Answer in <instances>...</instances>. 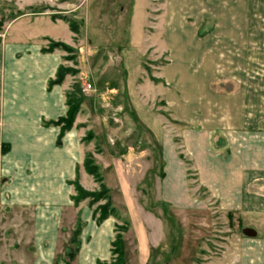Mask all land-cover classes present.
Listing matches in <instances>:
<instances>
[{"label":"crops","instance_id":"1","mask_svg":"<svg viewBox=\"0 0 264 264\" xmlns=\"http://www.w3.org/2000/svg\"><path fill=\"white\" fill-rule=\"evenodd\" d=\"M0 1L12 6L15 13L0 23L4 35L0 39V145L10 146L5 154L0 148V203L49 199L53 205L50 214H43L46 222L36 237L48 241V250H38L34 264L69 261L65 255L72 233L64 259L57 251L65 206L76 210L74 225L78 221L84 224L79 251L68 264H111L116 227L122 223L127 227L126 264H176L181 234L175 215L200 212L208 203L191 189L185 160L191 162L197 186L205 190L210 203L221 213L243 219L210 264H264V126L259 127L249 114L241 120L236 114L235 93H213L205 84L207 74L200 69L202 64L225 63L227 44H243L239 38L224 37V31L233 33L239 25L224 24L223 16L249 10L250 0H110L120 15H131L129 39L117 46L116 54L104 57L98 69L94 64L89 67L93 85L107 80L102 74L108 69L115 74L80 111L96 140L105 144L101 154H93L100 173L112 174L117 180L113 183L105 177L119 216L100 224L86 204L75 205L68 193V183L77 176L80 181L89 178L80 171L87 155L84 134L75 126L58 146L61 127L47 126L66 117L67 93L76 78L68 76L62 84L49 88L66 63L63 53L43 49L49 41L78 52L82 47L97 48L94 36L87 31L80 37L65 18L102 14L109 0L92 5L89 0ZM148 53L154 63L165 60V66L158 83L140 85L141 63ZM79 60L82 79L81 57ZM159 108L171 120L158 114ZM111 114L113 119H109ZM128 116L135 129L131 149L126 145L128 137L118 135V125ZM140 128L158 147L145 143ZM112 141L120 143V151ZM147 151L153 154L151 165L146 161ZM166 210L168 214H163ZM246 229L256 235L246 236Z\"/></svg>","mask_w":264,"mask_h":264},{"label":"rangeland","instance_id":"2","mask_svg":"<svg viewBox=\"0 0 264 264\" xmlns=\"http://www.w3.org/2000/svg\"><path fill=\"white\" fill-rule=\"evenodd\" d=\"M89 1L91 5L94 2H96V4L104 2V0ZM108 3L109 5L102 10V14H91L89 17L81 15L78 19L64 17L65 20L72 22L76 26L78 32H80V37H83L84 33L87 31L90 33V36H94L98 41L97 48L87 49L86 47H82L80 52H78L64 43H56L53 41L47 43V48L51 47L53 51L63 53L66 65L61 67L67 69L64 74V81L68 76L73 77V79L76 78V83L72 85V90L76 85H80L81 93L84 96L83 103L86 102L87 105L89 99L95 95L96 91L98 92V88L107 86L108 81L115 74L112 69H108L106 72L103 71L105 74L103 73L102 77L107 75L105 78L108 77L109 79H101L99 81L100 83H95V85H93L89 75V67H92L94 64V67L98 69L103 63L102 59H104V57L107 58L112 54H116L117 46L125 45L129 39L131 15H120L118 8L116 9L110 6V3L111 5L113 4L112 1L109 0ZM97 10L98 9L95 11ZM238 11L239 12L233 16L224 15L223 23L237 24L239 28L233 33L229 31H224L223 33L225 38L229 39L233 36L235 39L239 38L243 41V44L241 46L234 44V47L227 46V44L224 48V55L228 57V60H225V63L202 64L200 65V69L207 74V81L205 84L213 93L227 95H231L229 93L232 92L235 93L233 96L235 99L234 102L238 105L237 107L239 109L236 114L241 120L249 114L251 118L252 116L255 117L258 123L257 125L262 127L264 126V0H250L249 10L240 9ZM12 17H15L13 7L6 2L3 3L0 1V23ZM53 43L62 44L65 47L55 46ZM79 57H81L83 68L82 79H79L78 76L80 73ZM160 61L159 63H154L149 53L145 56L141 63L140 85L147 84V82H153L155 84L159 82L158 79L160 78L158 77L160 76L161 67L165 66V60L162 59ZM89 84L93 85L94 91L85 92L84 88ZM158 106L161 107V103H158ZM81 107L68 131L76 126L79 131L84 134L82 141L87 154L86 157L93 156L94 153L101 154L105 144L102 139L96 140L93 130L88 128L87 122L85 121L86 116L80 113ZM158 111V114L171 120L167 113H164L163 109L159 108ZM100 114L104 115V113L101 112ZM116 115H118V113ZM110 117L113 119L112 114L111 116L109 115V119ZM123 117L124 116H122V118ZM79 118L81 122H79ZM130 121L128 116L127 121L125 120L122 124H120L121 122L118 123L120 125L116 124L118 127L121 126L119 127V133L121 134L118 135L120 137H128L126 145L129 149L132 148L135 140V129L131 127ZM98 131L101 132V135L102 133L104 134L103 127H100ZM141 131L144 133L145 143L157 145L153 144V139H151L143 129H141ZM112 143L117 151L121 150L120 143H115V141H112ZM148 153L146 161L151 165L153 154L150 152ZM185 161L191 172V189L198 199L208 201V203H204V209L200 212L175 215L176 228L179 234H181L176 246L175 263L201 264L204 262L210 264L221 254L222 244L225 241L224 239L236 231L234 230V226L241 224L243 219L233 214L221 213L215 203H210V197L205 190L199 189L197 186L195 181L196 176L195 172L192 170L191 162L188 160ZM94 162L96 164L95 159ZM80 169L81 172L82 170L85 171L84 166ZM106 174L108 175L106 172L104 176L101 173L102 182L96 181L88 174L87 176L89 178H84L82 181H80L79 176L71 181H78L77 183L84 192V194L79 197L78 203L86 204L92 210L95 219L100 217L104 207H111V209L116 211V214L111 216H119V211L113 207V196L107 188V183H105ZM115 177L116 176L111 174L106 178L115 183V181H117ZM149 178L150 177H148V179ZM103 185L108 190L106 195H103L102 192ZM69 186L71 190L68 193H71V198L77 197L75 186ZM65 194L67 195V192ZM50 202L51 201L48 199L38 203H0V264H34L38 256V250H48L46 247L48 241L37 239L36 237L39 235L41 227L43 226L42 223L46 222L43 218V214H50V208L53 206ZM66 202L67 199L65 196L64 203ZM72 203L74 202L72 201ZM66 207L67 206L63 209L65 213L63 214L65 216L58 228V234L61 238L58 239L57 251L59 252V257L61 256L63 259L66 245L69 243V245H71V241L68 243L67 238L70 237L69 235L71 233L73 237L75 231L81 225L80 221L75 223V225L73 224L76 210H74L72 206H68L67 209ZM163 214H168L167 210L165 212L163 211ZM56 220L58 224V218ZM116 228H118V233H122L124 242V237L127 233L126 231L124 232L125 224H119ZM40 241L41 243L37 244ZM130 241H132L131 237ZM42 242L45 243L44 246ZM72 249L74 250V245ZM112 256L114 260L115 256ZM65 259L67 260L66 255ZM69 260L72 262L74 259ZM165 260L166 259L163 257L161 262L164 263Z\"/></svg>","mask_w":264,"mask_h":264},{"label":"trees","instance_id":"3","mask_svg":"<svg viewBox=\"0 0 264 264\" xmlns=\"http://www.w3.org/2000/svg\"><path fill=\"white\" fill-rule=\"evenodd\" d=\"M70 24V28L73 32L77 33L78 30L76 28V26L72 23L69 22ZM53 45L55 46H64L62 44H56L53 43ZM65 47V46H64ZM43 52L45 53H51L53 52V49L51 47L47 48V49H43ZM67 69H63V67H60L56 77L54 80L49 82V88H51L52 86L55 85H59L62 84V82L64 81V74L66 72ZM84 101V96L81 93V89H80V85H76L74 87V89L67 93V106H68V112L66 117L59 119L56 122H49L47 123V126H59L61 127V133L58 137V146H60L62 144V140L66 134V132L70 129L76 115L78 114L81 105L83 104ZM1 148V152L3 154L9 152L10 150V146L7 144H1L0 145ZM94 157L93 156H88L86 157L85 161H84V168L85 171L88 175L92 176L96 181L98 182H102V176L99 170V167L95 164L94 162ZM78 181H74V182H70V185H74L76 192H77V197H72V201L75 203V205H78V200L79 197L82 196L84 194L83 189L81 188V186L77 183ZM102 192L103 195H106L108 190L104 187V185L102 186ZM110 207V205H109ZM116 211L114 209L110 208H103L102 209V213L100 215V217H98L96 219L97 223L100 224L102 223L106 218H108L111 215H115ZM95 218V217H94ZM81 222V221H80ZM84 224L81 222L80 227L75 231L72 239H71V247L69 248V251L66 255L67 259H75L77 252L79 251V247H80V241H79V236L82 232ZM116 228V236H115V240L112 243V255L115 256L114 261L111 264H125V245L123 242V238H122V233H118ZM127 231V227L125 225V229L124 232ZM74 245V250L72 249V246ZM70 262V260L67 262V264ZM98 264H102V263H98Z\"/></svg>","mask_w":264,"mask_h":264},{"label":"built area","instance_id":"4","mask_svg":"<svg viewBox=\"0 0 264 264\" xmlns=\"http://www.w3.org/2000/svg\"><path fill=\"white\" fill-rule=\"evenodd\" d=\"M4 38V35L3 33L0 32V39H3ZM92 90V86L89 84L87 85L85 88H84V91L87 92V91H90Z\"/></svg>","mask_w":264,"mask_h":264},{"label":"water","instance_id":"5","mask_svg":"<svg viewBox=\"0 0 264 264\" xmlns=\"http://www.w3.org/2000/svg\"><path fill=\"white\" fill-rule=\"evenodd\" d=\"M244 234L246 236H255L256 235L254 231L249 230V229L244 230Z\"/></svg>","mask_w":264,"mask_h":264}]
</instances>
